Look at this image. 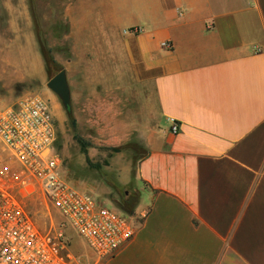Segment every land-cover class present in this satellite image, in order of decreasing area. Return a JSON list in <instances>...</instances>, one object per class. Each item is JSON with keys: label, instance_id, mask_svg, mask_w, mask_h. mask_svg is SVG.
Instances as JSON below:
<instances>
[{"label": "crops", "instance_id": "crops-1", "mask_svg": "<svg viewBox=\"0 0 264 264\" xmlns=\"http://www.w3.org/2000/svg\"><path fill=\"white\" fill-rule=\"evenodd\" d=\"M66 16L82 78L151 81L161 116L121 172L137 234L104 264H264V0H76Z\"/></svg>", "mask_w": 264, "mask_h": 264}, {"label": "rangeland", "instance_id": "rangeland-1", "mask_svg": "<svg viewBox=\"0 0 264 264\" xmlns=\"http://www.w3.org/2000/svg\"><path fill=\"white\" fill-rule=\"evenodd\" d=\"M75 1L0 0V97L4 104L28 97L47 101L58 123L65 177L78 189L118 208V193L103 179L115 181L122 191L130 189L140 194L131 185L121 184V172L130 168L133 174L137 161L146 153V137L160 127L159 106L151 81L106 79L92 84V79L82 78V66L72 53L75 30L66 16ZM41 38L58 64L55 69H49L44 60ZM85 66L89 72L99 66L104 71L114 68L108 63ZM62 70L67 73L71 90L75 129L61 99L47 87ZM79 138L88 144L87 153ZM30 208L44 210L33 203ZM59 222L54 218V225ZM50 226L42 217V229L49 230ZM75 242L73 254L85 264H94L93 254L76 237Z\"/></svg>", "mask_w": 264, "mask_h": 264}, {"label": "built area", "instance_id": "built-area-1", "mask_svg": "<svg viewBox=\"0 0 264 264\" xmlns=\"http://www.w3.org/2000/svg\"><path fill=\"white\" fill-rule=\"evenodd\" d=\"M170 131H181L173 119ZM58 139L47 101L4 104L0 97V264H85L72 252L75 237L94 264H104L137 234L134 214L67 180ZM32 203L44 210H31ZM42 217L49 230L42 229Z\"/></svg>", "mask_w": 264, "mask_h": 264}, {"label": "trees", "instance_id": "trees-1", "mask_svg": "<svg viewBox=\"0 0 264 264\" xmlns=\"http://www.w3.org/2000/svg\"><path fill=\"white\" fill-rule=\"evenodd\" d=\"M40 43H41L42 54H43V57H44V60L47 64V66L49 67V69H55L58 64L52 55L51 49L46 45L45 40L43 38H41ZM66 112H67V115H68V118L71 122L72 127L75 129L77 127V121L74 118L72 107L67 108ZM78 140H79V143H80L83 151L85 152V150H86L85 148L88 146V144H86L81 138H79ZM85 153H87V152H85ZM147 153L148 152L146 151L144 156ZM144 156H142V157H144ZM87 163L90 164L89 157H87ZM103 181L105 182V184L109 188H111L112 190H114L118 193V195L120 197V202L118 203V208L127 214H131V215L134 214L136 211V208L139 204L140 194L133 192L130 189L122 191L119 188V185L117 183H115V181H111L108 178H104Z\"/></svg>", "mask_w": 264, "mask_h": 264}, {"label": "water", "instance_id": "water-1", "mask_svg": "<svg viewBox=\"0 0 264 264\" xmlns=\"http://www.w3.org/2000/svg\"><path fill=\"white\" fill-rule=\"evenodd\" d=\"M47 87L61 99L66 109L71 107L72 96L65 70H62L55 77H53L48 82Z\"/></svg>", "mask_w": 264, "mask_h": 264}]
</instances>
